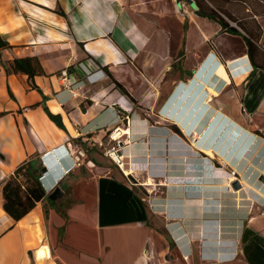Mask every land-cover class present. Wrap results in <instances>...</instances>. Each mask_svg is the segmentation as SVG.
<instances>
[{
	"label": "crops",
	"instance_id": "obj_1",
	"mask_svg": "<svg viewBox=\"0 0 264 264\" xmlns=\"http://www.w3.org/2000/svg\"><path fill=\"white\" fill-rule=\"evenodd\" d=\"M123 2L0 0V34L10 44L0 51V264H177L165 230L185 264H264V15L250 52L236 22L229 32L190 5L176 14L175 34L137 20ZM27 56L46 73L35 76L36 88L7 69ZM123 98L135 104L129 123L116 114ZM116 127L126 132L119 142L109 133ZM69 141L120 157L103 173L85 168L96 178L89 193L85 183L77 192L82 167H72ZM37 157L42 168L58 161L56 187L66 193L74 184L76 201L46 211L45 199L15 220L3 185ZM149 164L154 174L143 182ZM233 169L249 177L257 199L230 186ZM142 186L159 187L153 210Z\"/></svg>",
	"mask_w": 264,
	"mask_h": 264
},
{
	"label": "rangeland",
	"instance_id": "obj_2",
	"mask_svg": "<svg viewBox=\"0 0 264 264\" xmlns=\"http://www.w3.org/2000/svg\"><path fill=\"white\" fill-rule=\"evenodd\" d=\"M124 5L129 9L130 13L137 19L142 22H149L154 24L156 28L165 27L167 30L174 31L175 34L179 30L178 26V19L176 18V14L180 15L181 13H185L186 11L192 8H195L193 4H190L186 1H182L181 4L183 5V8L181 12L176 11V0H123ZM201 5L207 9L208 7H213L219 10L222 14L230 16L234 19H236L242 27L246 30V32L251 34L256 33V35H260L263 32L261 20L257 19L256 16L264 15V0H197ZM180 4V5H181ZM197 7V6H196ZM198 8V7H197ZM226 16V17H227ZM234 22V21H233ZM262 23L264 24V19H262ZM132 104V107L135 108V104L130 101ZM114 130V129H113ZM112 130V131H113ZM111 132L110 135H111ZM117 142V141H116ZM83 148V147H82ZM84 151L86 152V156L82 158V165L80 166L81 173L77 175V192L78 188L81 187L82 183H85L87 185V191L90 187H92L93 181L96 180L95 177H93L92 172L86 171L85 168L94 169L95 166H97L98 170L96 174L103 173L105 170L106 164L111 165L115 167L116 160H113L110 156V150L107 149L105 145L103 146H96V145H88L87 147H84ZM207 153L210 155H213L212 150L208 149L206 150ZM221 151V150H220ZM36 165H43V161L40 157H37L35 159ZM97 161V162H96ZM143 163V162H140ZM216 168V170L224 171L222 168H219L218 163L213 164ZM99 167L103 169H99ZM147 173L144 174V178H141V181H145L146 179H151L154 174L153 167L148 165ZM113 168V167H112ZM95 170V169H94ZM232 171L237 172L236 170H231L226 172L233 177ZM159 175L160 172H157ZM239 174V173H238ZM148 176V177H147ZM240 180L243 182L241 184V188L236 190L233 188L232 183H230V186L239 192H242V198H250L251 199H257V197L253 194L252 188H251V180H249V177H245V175H238ZM151 177V178H149ZM154 183V181L152 180ZM79 183V184H78ZM74 184H71L68 187H65L66 193H62L57 199L56 203L59 204V207L63 211L68 210V206L72 203H74L76 200L73 195V186ZM156 186H142L141 187V195L143 198H145V203L147 206L153 210L154 209V193L156 190L159 192V187L155 189ZM83 190V189H82ZM52 191V190H51ZM50 191V192H51ZM49 192V193H50ZM85 191H82V194H77V202H85V199H87L84 196ZM89 193V191H88ZM49 208H51V204L49 202H46L45 209L46 211H49ZM48 225V224H47ZM173 224L167 223V227H171ZM164 230V229H163ZM164 236L166 237L168 241V247H169V258L171 261L177 262V264H185L183 255L180 251V248L174 243L169 235V233L165 230L163 231ZM94 234V233H93ZM91 234V237L93 236ZM64 233L59 234L58 238H63ZM182 246V245H180ZM205 252V251H203ZM202 252V253H203ZM199 249L196 246H193V257L196 258L198 256Z\"/></svg>",
	"mask_w": 264,
	"mask_h": 264
},
{
	"label": "trees",
	"instance_id": "obj_3",
	"mask_svg": "<svg viewBox=\"0 0 264 264\" xmlns=\"http://www.w3.org/2000/svg\"><path fill=\"white\" fill-rule=\"evenodd\" d=\"M194 1L198 7L197 13L199 15L219 22L229 32L237 33V27L232 26L230 23V21H234L246 32L240 22L236 19L222 14L219 10L213 7L205 9L197 0ZM248 35L250 38L247 39V44L249 46V51L251 52L255 45L254 40L258 41L260 35H256V33L253 34V32ZM9 47L10 44L4 40L0 34V51ZM7 69L14 73L27 74L33 88L37 87L34 84L35 76L46 74L40 60L36 56L16 57L7 63ZM115 82L123 94L133 98L120 82ZM1 114L2 113H0V115ZM59 124H61V122H59ZM80 144L84 148V143L80 142ZM42 175V165H36V162L29 160L18 166L14 173L5 181L3 185L5 199L4 209L15 220L23 218L37 205L38 202L45 199L48 200L51 205L55 203L56 200L50 198L51 192H47L41 183Z\"/></svg>",
	"mask_w": 264,
	"mask_h": 264
},
{
	"label": "built area",
	"instance_id": "obj_4",
	"mask_svg": "<svg viewBox=\"0 0 264 264\" xmlns=\"http://www.w3.org/2000/svg\"><path fill=\"white\" fill-rule=\"evenodd\" d=\"M98 69L96 71H99L100 68L97 67ZM87 76H91L93 73L92 72H88L86 73ZM62 79H65V86L69 89V86L74 85L71 81V77L70 74L68 73V71L64 70L61 74ZM119 109H117L116 114L118 116V118L124 119L127 123L130 122V113L133 109L132 104L130 103L129 100L123 98L122 100H120L118 103ZM116 132H120V128L116 127L112 133H111V138L113 140H116L117 142H119L118 138H115V133ZM63 148L65 149L67 155L71 158L72 160V167H76V166H81L82 165V158H84V156H86V152L84 151V148H82V146L78 143H74V142H68V144L66 146H63ZM54 152H57V150H55ZM116 154V150L113 149V151L110 152V156L116 160L117 162H120L119 159L115 158L114 155ZM233 175H235V171H232Z\"/></svg>",
	"mask_w": 264,
	"mask_h": 264
},
{
	"label": "bare ground",
	"instance_id": "obj_5",
	"mask_svg": "<svg viewBox=\"0 0 264 264\" xmlns=\"http://www.w3.org/2000/svg\"><path fill=\"white\" fill-rule=\"evenodd\" d=\"M196 117H197V116H196ZM123 133L125 134L126 132H125L123 129H120V132H116V133H115V138L117 139V138L120 137ZM205 134H207V132H206ZM227 137H229V138H228L229 140L232 138V136H229V135L225 136V138H227ZM203 138H205V137H203ZM225 138H224V135H223V136L221 137L220 140H223V139H225ZM50 154H52V155H54L55 157H57V156H56L57 154H56L55 152L50 153ZM46 156H47V155H46ZM114 157L117 158V159L120 158L119 156H117V154H115ZM54 159H55V158H54ZM56 159H57V158H56ZM58 159H59V158H58ZM46 160L48 161V158H46ZM62 160H63V159H62ZM55 161H56V160H55ZM60 164H61V162H60ZM54 165L58 166V168H59V166H60L59 163H58V161L54 162V160L48 161V162L46 163V166L48 167V170L46 171V174L43 175L42 181H43L44 186H45V188H46L47 190H52V189L58 184V180H57V178H56V176H55L56 170L54 169ZM69 166H70V165H69ZM53 169H54V170H53ZM62 169H63V168H62ZM66 170H67V168H66ZM66 170H65V171H66ZM233 178H234V181H235V180H238V181H240V183L242 184L240 178H239L238 176H236V173H235V175L233 176ZM59 180H60V178H59ZM147 183H148V184H151L152 182H151V180H150V181L148 180Z\"/></svg>",
	"mask_w": 264,
	"mask_h": 264
},
{
	"label": "water",
	"instance_id": "obj_6",
	"mask_svg": "<svg viewBox=\"0 0 264 264\" xmlns=\"http://www.w3.org/2000/svg\"><path fill=\"white\" fill-rule=\"evenodd\" d=\"M182 1H186V2H188L190 5L193 4L194 7H196V4H195V1H194V0H177V3L180 5ZM233 24H234V23H233ZM197 116H198V115H197ZM225 134H226V133H225ZM225 134H224V136H226ZM47 170H48V167H47L46 165H44L43 168H42V172L45 173ZM262 178H263V177H262ZM232 186H233L234 189L238 190V189L241 188V183H240V181L235 180V181L232 183ZM62 193H63V191H62L59 187H56V188L52 191V193H51V195H50V198L53 199V200H55V199H57Z\"/></svg>",
	"mask_w": 264,
	"mask_h": 264
},
{
	"label": "clouds",
	"instance_id": "obj_7",
	"mask_svg": "<svg viewBox=\"0 0 264 264\" xmlns=\"http://www.w3.org/2000/svg\"><path fill=\"white\" fill-rule=\"evenodd\" d=\"M45 173H46V172H45ZM42 178H43V175H42V177H41V183H42L43 187L45 188L44 183H43V181H42ZM55 187H56V186H55ZM55 187H54L52 190H54ZM45 190H46L47 192H50V191H51V190H47L46 188H45Z\"/></svg>",
	"mask_w": 264,
	"mask_h": 264
}]
</instances>
